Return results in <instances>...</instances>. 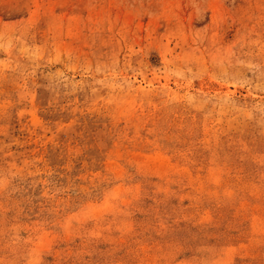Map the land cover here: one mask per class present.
<instances>
[{
  "label": "rangeland",
  "instance_id": "1",
  "mask_svg": "<svg viewBox=\"0 0 264 264\" xmlns=\"http://www.w3.org/2000/svg\"><path fill=\"white\" fill-rule=\"evenodd\" d=\"M0 264H264V0H0Z\"/></svg>",
  "mask_w": 264,
  "mask_h": 264
}]
</instances>
